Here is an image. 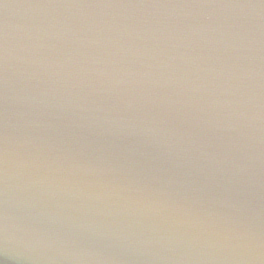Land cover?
<instances>
[{
  "label": "water",
  "instance_id": "obj_1",
  "mask_svg": "<svg viewBox=\"0 0 264 264\" xmlns=\"http://www.w3.org/2000/svg\"><path fill=\"white\" fill-rule=\"evenodd\" d=\"M0 264H264V0H0Z\"/></svg>",
  "mask_w": 264,
  "mask_h": 264
}]
</instances>
